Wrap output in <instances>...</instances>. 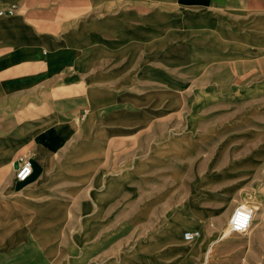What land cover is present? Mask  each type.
I'll return each instance as SVG.
<instances>
[{"label":"crops","instance_id":"obj_1","mask_svg":"<svg viewBox=\"0 0 264 264\" xmlns=\"http://www.w3.org/2000/svg\"><path fill=\"white\" fill-rule=\"evenodd\" d=\"M250 3L260 4L264 10V0H0V9L16 6L13 14L0 15V218H7L0 229V264H132L133 255L143 262L172 264L180 248L196 258L191 251L193 241L184 243L175 229L169 230L170 226L185 225L176 220L177 211L160 225L152 240L147 239L144 252L139 248L126 251L127 240L121 236L99 238L100 228L112 223L113 213L129 212L127 196L132 193L128 169L103 176L93 172L92 166H128L127 139L143 127L127 113L129 103H138L141 97L130 99L126 91L117 92L114 86L127 85L130 78L176 83L161 70L166 65H158V58L146 61L149 54L177 53L186 48L187 53L196 54L186 57V69L192 71L194 60H198L202 77L205 70L216 71L210 76L220 71L223 77L224 70L229 77L235 75V67L224 65L229 59H220L232 46L247 47L250 53L262 51L259 60H264V29L250 26L254 14L242 11V4ZM248 77L249 83L264 84V67L252 65ZM82 112H87L84 122L79 118ZM34 116L40 119L34 120ZM95 117L100 118L89 131V139L78 141L74 158L66 160L58 152H49V143L55 140L62 149L72 134L81 137ZM44 133L51 141L44 140L48 139ZM22 155L31 159L33 171L18 189L14 163ZM81 158L88 159L89 170L73 171L69 180L79 189L88 185L92 190L87 193L86 187V194L81 193L89 202L75 210L83 213L77 218L78 231L66 237L62 235L63 215L69 210L59 202L47 204L44 191L49 181L57 185L60 174L67 173L59 166L66 162L74 166ZM49 167L56 171L45 172ZM38 168L39 173L35 172ZM217 176L207 186V194L217 196L216 202H201L203 218L196 226L202 229L208 219L223 212L229 216L236 206L232 208L231 202L225 206L221 193L212 192L218 190L211 187ZM118 194L121 199L114 203ZM96 195L104 199L93 202ZM240 204L247 205V199ZM258 213L264 224V208ZM87 223L95 235L82 239ZM224 230L219 239L229 233ZM47 237L55 253L49 243L44 246ZM150 241L153 248L149 252ZM209 241L203 234L199 244L203 247Z\"/></svg>","mask_w":264,"mask_h":264},{"label":"rangeland","instance_id":"obj_2","mask_svg":"<svg viewBox=\"0 0 264 264\" xmlns=\"http://www.w3.org/2000/svg\"><path fill=\"white\" fill-rule=\"evenodd\" d=\"M242 11L254 14L250 26L264 29V10L260 4H242ZM261 52L250 53L244 46H232L230 50L220 52V59L222 56L225 61L229 59L224 65L236 68L232 77L228 76L226 70L221 71L224 78L220 76V71H217L218 75L210 76L216 71L209 70H205L202 77V63L198 60H194L192 71L186 69L189 64L186 57L196 56L195 53H187L186 48L177 53L149 54L146 61L158 58V65H166L161 70L176 83L153 84L147 82V79L130 78L129 84L114 86L117 92L126 91L130 99L141 97L138 103H129L127 113L131 121L141 123L143 127L139 132L129 134L127 139L128 166L100 163L92 166L93 172L103 176L128 169V189L132 193L129 198L127 196L129 212L113 213L112 223L100 228L99 238L113 240L121 236L127 240L128 245H124L126 251L139 248L138 251L144 252L147 239L152 240L151 237L158 233L160 225L166 223L177 211L176 220L185 225L170 226L169 230L175 229L176 236L184 243H187L183 239L185 230L198 229L200 237L192 242L191 247L196 258L190 257L184 248H180V255L172 264H264V224L258 213L264 208V84L249 83L248 77L252 65L264 67V60H259V56H263ZM238 69L239 73H236ZM228 80H236L237 83L215 82ZM86 114H80V122L86 121ZM99 118H94V123L82 131L81 137L72 134L73 138H68L69 142L64 148H57L58 140L49 143V152H58L66 160L72 156L74 158L78 141L89 139L88 133ZM39 119V116H34V120ZM50 139L48 136L44 140ZM80 150L88 151V148ZM117 151L121 153L120 149ZM21 153L26 154L23 151ZM82 160H85L84 163H80ZM112 160L115 161L114 158ZM87 161L81 158L76 160L74 166L68 162L59 166L60 170L65 167L67 173L60 174L61 180L57 185L49 181L44 191V200H49L47 204L59 202L69 210L62 214L65 216L62 235L66 237L78 231L77 218L83 213L79 214L75 210L89 202V197L81 193L86 187L87 193L92 190L88 185L79 189L75 181L69 180V176L79 169L89 170ZM52 171L56 170L49 167L45 172ZM35 172L39 173L40 168ZM214 175H218V180L211 187L218 190L212 192L221 193L225 206L231 202L233 208L247 199V205L254 209L253 222L246 232L226 233L227 236L219 239L230 216L224 212L208 219L206 229L196 226V221L199 223L203 218L201 202H216L217 196L207 194V186L215 178ZM16 186L19 189L24 183L16 182ZM96 196L93 202L104 199L101 195ZM120 199L118 194L113 201L117 203ZM6 222L7 218H0V229ZM91 228L88 223L83 226L82 239L95 235V229ZM225 232H229L228 226ZM203 234L210 241L202 247L199 242ZM12 235L16 236L17 233L13 232ZM0 237L3 235L0 234ZM48 237L44 246L49 243L52 249L54 246ZM210 245L208 252L206 250ZM147 247H150L147 250L150 252L153 248L151 241ZM53 252H56L55 247ZM140 259L138 255H133L130 263L158 264L153 260L143 262Z\"/></svg>","mask_w":264,"mask_h":264},{"label":"built area","instance_id":"obj_3","mask_svg":"<svg viewBox=\"0 0 264 264\" xmlns=\"http://www.w3.org/2000/svg\"><path fill=\"white\" fill-rule=\"evenodd\" d=\"M16 9L15 5H10L7 8L0 9V15H11ZM17 166L14 168L15 179L19 182L26 181L32 174V161L27 156H18L16 159ZM254 209L252 206L244 204H236L229 219L228 231L229 233H243L246 232L252 223ZM200 236L198 229H188L183 232V239L186 242H191Z\"/></svg>","mask_w":264,"mask_h":264},{"label":"water","instance_id":"obj_4","mask_svg":"<svg viewBox=\"0 0 264 264\" xmlns=\"http://www.w3.org/2000/svg\"><path fill=\"white\" fill-rule=\"evenodd\" d=\"M16 166H17V163L15 162V163H14V168H15Z\"/></svg>","mask_w":264,"mask_h":264},{"label":"bare ground","instance_id":"obj_5","mask_svg":"<svg viewBox=\"0 0 264 264\" xmlns=\"http://www.w3.org/2000/svg\"><path fill=\"white\" fill-rule=\"evenodd\" d=\"M199 237H200V236H199ZM199 237H198V238H199ZM198 238H197V239H198ZM195 240H196V239H195ZM195 240H194V241H195ZM194 241H193V242H194Z\"/></svg>","mask_w":264,"mask_h":264}]
</instances>
